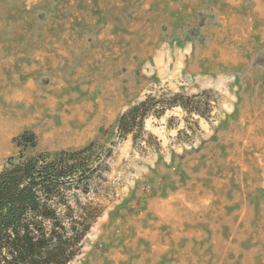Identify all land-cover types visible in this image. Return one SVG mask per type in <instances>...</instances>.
<instances>
[{"label":"rangeland","instance_id":"rangeland-1","mask_svg":"<svg viewBox=\"0 0 264 264\" xmlns=\"http://www.w3.org/2000/svg\"><path fill=\"white\" fill-rule=\"evenodd\" d=\"M0 3V169L111 150L68 264H264V0ZM204 91V116L173 106L119 135L147 97Z\"/></svg>","mask_w":264,"mask_h":264},{"label":"trees","instance_id":"trees-1","mask_svg":"<svg viewBox=\"0 0 264 264\" xmlns=\"http://www.w3.org/2000/svg\"><path fill=\"white\" fill-rule=\"evenodd\" d=\"M206 91L193 95L155 96L130 106L119 117L122 137L145 132L150 114L167 108L206 114ZM28 134L24 140H30ZM111 150L90 144L84 148L10 158L0 169V264H68L82 249V241L103 211L94 200L80 196L92 178L108 168Z\"/></svg>","mask_w":264,"mask_h":264},{"label":"bare ground","instance_id":"bare-ground-1","mask_svg":"<svg viewBox=\"0 0 264 264\" xmlns=\"http://www.w3.org/2000/svg\"><path fill=\"white\" fill-rule=\"evenodd\" d=\"M2 5H3V4L0 3V6H2ZM17 91H20V92H16V93H17L16 95L21 94V93H25V92H26V91L21 90V89H19V90H17ZM15 99H16V98H15ZM14 121H15V120H13V118H7V120H5V121L3 122L4 129H9V128H11V127L13 126V124L15 123Z\"/></svg>","mask_w":264,"mask_h":264}]
</instances>
